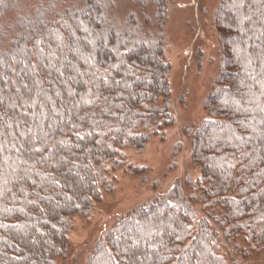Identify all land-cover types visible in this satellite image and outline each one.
Listing matches in <instances>:
<instances>
[{
    "label": "trees",
    "instance_id": "1",
    "mask_svg": "<svg viewBox=\"0 0 264 264\" xmlns=\"http://www.w3.org/2000/svg\"><path fill=\"white\" fill-rule=\"evenodd\" d=\"M168 1L150 17L133 0L120 27L111 0L13 21L19 0H0V264H56L126 151L173 122ZM212 18L219 72L185 132L199 175L119 214L86 264H264V0H219Z\"/></svg>",
    "mask_w": 264,
    "mask_h": 264
},
{
    "label": "rangeland",
    "instance_id": "2",
    "mask_svg": "<svg viewBox=\"0 0 264 264\" xmlns=\"http://www.w3.org/2000/svg\"><path fill=\"white\" fill-rule=\"evenodd\" d=\"M51 1L19 0L7 11L6 19L13 21L18 13L34 10L39 4L49 5ZM147 1L145 15L153 17L155 6L152 0ZM218 2L168 1L164 50L170 63L168 104L173 122L163 133L153 135L143 151H126V166L114 169L110 175L112 191L103 193L87 215L73 219L69 249L56 264H86L98 238L119 214L162 195L186 176L194 180L199 175V168L191 160V139L185 132L205 117L204 101L219 72L217 31L212 18ZM55 3L54 7L61 9L80 5L82 0ZM108 5V18L120 27L129 13L139 9L133 0H111ZM153 27V23H145L144 29L154 30ZM129 164L140 171L135 172Z\"/></svg>",
    "mask_w": 264,
    "mask_h": 264
}]
</instances>
